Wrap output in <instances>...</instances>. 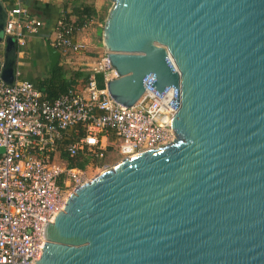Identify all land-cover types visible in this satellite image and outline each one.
<instances>
[{
    "label": "water",
    "instance_id": "95a60500",
    "mask_svg": "<svg viewBox=\"0 0 264 264\" xmlns=\"http://www.w3.org/2000/svg\"><path fill=\"white\" fill-rule=\"evenodd\" d=\"M110 1L105 87L126 107L171 85L175 108L179 89L175 139L77 186L35 264H264V0ZM6 17L0 0V41ZM16 54L6 37L7 84Z\"/></svg>",
    "mask_w": 264,
    "mask_h": 264
},
{
    "label": "built area",
    "instance_id": "2783aa9c",
    "mask_svg": "<svg viewBox=\"0 0 264 264\" xmlns=\"http://www.w3.org/2000/svg\"><path fill=\"white\" fill-rule=\"evenodd\" d=\"M21 1L12 0L6 6L0 41V264H35L46 240L42 233L45 222L63 210L70 193L92 177L89 168L106 157L114 144L118 153L127 157L173 141L169 121L180 97L178 89L173 108L168 104L171 85L161 97L146 86L134 104H119L105 85H97L96 73H103L105 83L116 76L107 55H100L84 60L82 68L90 72L84 85L49 100L23 77L19 67L18 58L24 54L28 38L45 25ZM87 25L77 27L61 16L49 41L61 56L72 59L86 54L88 43L74 34ZM8 36L17 49L12 84L2 78ZM84 158L88 162L83 168L71 164Z\"/></svg>",
    "mask_w": 264,
    "mask_h": 264
},
{
    "label": "crops",
    "instance_id": "0c3cea01",
    "mask_svg": "<svg viewBox=\"0 0 264 264\" xmlns=\"http://www.w3.org/2000/svg\"><path fill=\"white\" fill-rule=\"evenodd\" d=\"M5 5L8 6L12 3V0H3ZM79 2H86L93 4L96 9L97 17L90 20L86 28H80L75 32L74 36L77 39L84 40L88 43L86 54H80L78 56H72L71 60H68V56H61L60 62L69 69L82 68L84 60L90 61L92 57H98L95 53L99 52L100 43L98 36L101 34L102 20L100 19V11L104 4V0H45L38 2L35 0H22L21 4L26 7L31 14L44 20L45 25L40 29L38 34L30 36L28 43L24 49V54L18 58L20 69L23 77L27 75L35 76L33 73H42V66L48 62L46 51H43L39 56L38 49L45 46L46 39H52L54 35L55 24L59 17L64 16L71 22L76 21V15L72 13V8ZM99 17V18H98ZM97 37V38H96ZM17 62V55H16ZM37 75V74H36ZM28 79V78H27ZM82 85L81 81L77 84L78 87Z\"/></svg>",
    "mask_w": 264,
    "mask_h": 264
},
{
    "label": "trees",
    "instance_id": "16d2710c",
    "mask_svg": "<svg viewBox=\"0 0 264 264\" xmlns=\"http://www.w3.org/2000/svg\"><path fill=\"white\" fill-rule=\"evenodd\" d=\"M72 13L76 15L74 24L81 27L87 24L90 20L97 17V12L93 4L86 2H79L72 8ZM43 51H46L45 46L38 49L39 56ZM47 54V52H46ZM43 56V55H42ZM48 59V58H47ZM41 75H27L30 80L49 100L55 99L59 94L66 92L70 88L78 87L77 84L81 81L82 85L88 80L90 72L83 68L69 69L66 68L60 61L51 69L48 65L43 64ZM98 87H104L105 81L103 73H96L94 75ZM65 156V153H62ZM88 162L87 158L72 161V165L83 168Z\"/></svg>",
    "mask_w": 264,
    "mask_h": 264
},
{
    "label": "rangeland",
    "instance_id": "374dc122",
    "mask_svg": "<svg viewBox=\"0 0 264 264\" xmlns=\"http://www.w3.org/2000/svg\"><path fill=\"white\" fill-rule=\"evenodd\" d=\"M112 3L110 0H104V4L102 7V11H100V19L102 20V24L103 21L108 13L109 8L111 7ZM99 18V17H98ZM97 38V37H96ZM98 41L100 43L99 46V52L95 53V55H107L106 53V49L103 47L102 42H101V34L98 36ZM0 49H2V47H0ZM4 51V50H3ZM95 58V56L93 57V59ZM68 60H71V58H68ZM35 76L36 74L38 75L39 73H33ZM113 140V138L111 139ZM125 156H123L122 154L118 153L117 147L114 144L110 149H108V153L106 155V157H104L101 161H96L92 167L89 168V175H91L92 177L95 176L97 173H99L100 171H102L105 168L111 167L113 164H115L117 161L121 160L122 158H124Z\"/></svg>",
    "mask_w": 264,
    "mask_h": 264
},
{
    "label": "bare ground",
    "instance_id": "6f19581e",
    "mask_svg": "<svg viewBox=\"0 0 264 264\" xmlns=\"http://www.w3.org/2000/svg\"><path fill=\"white\" fill-rule=\"evenodd\" d=\"M123 159V158H122Z\"/></svg>",
    "mask_w": 264,
    "mask_h": 264
}]
</instances>
